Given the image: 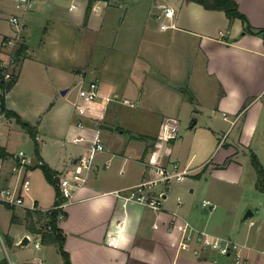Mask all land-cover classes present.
Wrapping results in <instances>:
<instances>
[{
    "label": "crops",
    "instance_id": "crops-1",
    "mask_svg": "<svg viewBox=\"0 0 264 264\" xmlns=\"http://www.w3.org/2000/svg\"><path fill=\"white\" fill-rule=\"evenodd\" d=\"M235 1L252 27L264 28V0ZM93 4L96 8L93 9L92 5L85 25L92 35L93 57L99 52L108 53L115 48L114 40L118 37L109 27L112 25L115 28L119 22V29H114L119 33L126 22V16L142 17V27L148 31L154 29V20L161 19L157 29L165 32L163 40L168 55H153V58L141 56L137 74H130L126 81L110 83L100 89L102 95L118 94L117 100L121 96L134 98L140 103V110L154 115L151 118L153 124L137 125L139 130H130L126 138H117L118 144L113 147L104 142L105 149L96 156L97 168L91 171L87 183L79 187L70 198L65 209L66 215L58 220V225L65 236L63 247L69 254L71 264H236L232 255L214 250L201 249L194 252L179 249L182 229L179 226L172 228V224L175 220L181 222L183 219L213 234L231 236L246 244L244 255L248 259L247 264H264V214L259 210V206L264 205L261 196H264V191L257 187V172L250 177L256 189L254 197L260 199L256 209L251 207V216L256 213L258 215L248 224L234 220L231 225H225L228 211L223 206L217 209V205L211 208L197 202L194 208L192 202L181 198L180 192L185 187L181 183L156 187L157 191H163L159 207L143 203L124 205L116 195L109 192L149 176L150 162L159 159L179 162L183 169L189 170L185 179L190 176L198 180L205 172H210L230 183L245 186L242 183L245 168L238 157L248 151L257 155L250 147L257 130L261 126L264 128V103L259 100L264 93L263 35L244 30L245 22L241 17L230 18L225 10L208 8L196 0H95ZM87 5L88 0H34L30 9L23 10L17 6V0H0V12L7 10L8 16L16 14L23 20L20 28L18 26L16 30L10 31L0 29V35L4 38L18 33L23 38L26 51L21 65L35 56L44 60L39 54L42 48H38V52L36 44H33L35 34L42 32V39L37 42L38 45H45L47 34L56 30V22L80 28ZM167 5L174 8L173 19L163 13V7ZM119 7L124 9V15L119 13ZM162 22H174V25L161 28ZM53 40L56 43L55 39H51V42ZM56 48L54 45V60L62 57ZM12 49L11 43L1 46L0 57H7ZM65 51L66 56L74 57L75 53L67 49ZM183 53L185 59H180L177 55ZM182 64L187 66L186 71L178 67ZM194 66L198 68L199 84L211 82L212 86L211 103H201L196 94L202 107L195 111L191 106L195 97H190L183 86V82L188 81L193 87ZM20 74L17 71V79L7 97V107L23 116L16 109L17 99L11 94L19 85ZM52 96L46 93L44 107L52 105ZM132 101L135 105V101ZM114 103L111 100L106 104H94L90 114L84 117L91 132L97 131L100 134L106 126L109 113L115 110ZM182 110L194 115L189 125L190 136L179 137L177 134L170 140L159 137L162 122L170 118L177 121V114ZM206 111L202 126L208 132H200L199 115H206ZM114 114L117 115L116 110ZM12 118L15 117L1 114L0 124L11 125ZM226 125L234 130L232 138L224 142L217 139L218 136L213 138L212 134L224 130ZM67 130L71 136L83 129L77 124H70ZM38 132L37 129L36 134L39 136ZM121 132H124L123 129ZM52 145L55 147L52 146V150L46 154L38 145V151L35 147V157L21 165L17 155L21 149H10L7 137H2L0 131V146L8 151L6 155H0V185H15L22 174H34L37 167L42 169L44 176V183L40 179L36 185L35 177L30 175L32 185L30 192L25 194V203L15 205L0 200V264H10L11 261L24 264L26 261L39 260L43 264H65L59 243L32 229L40 213L29 206L35 202L39 207H49L57 197L55 184L47 178L43 166L36 165V158H42L55 172H68L84 145L76 143L79 152L66 147L62 149L56 143ZM188 186L191 191L194 190L191 184ZM246 208L247 205L241 213ZM242 219L247 218L243 216ZM108 231L118 235L119 245L106 243ZM29 234L40 237L41 247H31L30 241L27 244L21 243ZM42 247H45L44 250ZM51 249L59 253L60 263L48 257L47 253Z\"/></svg>",
    "mask_w": 264,
    "mask_h": 264
},
{
    "label": "rangeland",
    "instance_id": "rangeland-1",
    "mask_svg": "<svg viewBox=\"0 0 264 264\" xmlns=\"http://www.w3.org/2000/svg\"><path fill=\"white\" fill-rule=\"evenodd\" d=\"M118 10L120 14L124 15L123 8L119 7ZM88 14L89 13H86L80 28L76 26H65L56 22V30L47 34L48 40L45 45H38L39 43L37 42V40L42 39V32L35 34L33 44H36L37 51L38 48H42L41 50L39 49L40 52H38L44 57V60L35 56L34 59H28L24 65H21L22 61L20 59H22V57H19L13 65L14 72H16V74L17 71L19 74L21 73L19 85L11 91V94L17 99L15 104L16 109L23 114L22 116L19 113L24 119L31 123L33 131L38 129L39 139L37 141V138H35L14 115L15 118H12L10 121L11 125L5 126L0 124V131L2 137H7L10 149L16 151L22 149L30 159L35 157L37 142L40 148H43L44 154H46L47 151H51L52 146L55 147V145H52L54 143L61 145L62 149L66 147L73 152H79L80 149L78 145L71 141V139H67V137H70L67 128L70 124H76L78 119L82 117L76 111L79 90L82 86L87 85L91 80L96 78L99 81L100 89L102 86L110 85V83H121L122 81H126L130 74L135 75L138 73V62L141 60V56H151L153 58V55L156 57H167L168 55L167 45L163 40L165 32L157 29L161 19H153L154 21L152 24L154 29L148 31L142 27V17L126 16V22L123 27L120 28L121 31H119V33L115 32L116 28L119 29V22H117V25H113L115 28H113L112 25L109 27L113 30V34L118 37L116 41L114 40L115 48L108 51V53L104 52L105 55L99 52L96 57H93L92 35L89 29L85 27L88 23ZM8 15L9 12L7 10L5 12H0V29L2 31L16 30L18 28V25L9 20L10 16ZM100 37H103V33L100 34ZM51 39H55L56 43H54V40L51 42ZM22 40V37H17L15 50ZM2 41L3 37L0 35V47L3 46ZM54 45L55 48L60 46V49L56 48L62 55L60 59L54 60L55 58L52 54ZM116 46L120 48L117 49ZM65 49L75 53L74 57L66 56ZM177 56L180 59H185L184 53L178 54ZM178 67L186 71L185 68L187 66L182 64L181 66L178 65ZM197 69V66H194L192 76L193 87L191 84L189 85L188 81L183 82V86L190 97H195L197 94L198 99L202 101L201 103L207 105L211 103L212 100L210 93L212 88L211 82L200 85L197 80ZM61 82H63V84H60ZM67 87H69L67 92L63 94L62 90ZM192 88L194 89L192 90ZM46 93L53 95L51 101L54 102L52 105L48 104L44 107L47 98ZM123 99L124 96H121L119 100H113L115 101L113 105L116 106L115 110L117 111V115L114 114L115 110L113 109L114 111L109 113V117L105 122L106 126L100 131L103 141L108 142L111 147L118 144L117 138L128 137L130 130H139L137 125L141 127L147 124H153L151 118L154 115L140 110L141 106L138 101L131 98L136 103L135 105H131L123 102ZM259 100L264 103V93L259 97ZM201 103L195 97L191 105L192 110L195 111L202 107ZM205 114L206 115H199L201 126L198 131L200 132L207 131L202 126L204 125L203 118L207 116V111ZM177 117L179 118L177 120L179 128L177 134L179 137L184 135L188 138L191 133V131H189V125L194 119V115L191 116L189 112L182 110L181 113L177 114ZM227 125L224 130L212 134L213 138H217L216 136H218L217 139H220L222 142H224L225 139L230 140L234 130ZM121 129H123L124 132H121ZM250 149L257 154L256 156L264 168V128L262 126L257 130ZM252 156V153L248 151L246 154L241 153L238 157L245 168L242 176V183L245 184L244 187L230 183L223 177H218L210 172H205L198 180H194L189 176L183 181L174 180L171 183L173 186L178 183L185 184L183 191L180 192V196L183 200L188 199L192 202L194 208L196 203L199 202L201 204L204 198H209L216 203L217 209H220L222 206L226 207L228 211L226 214L228 221L225 222V225H231L234 220L235 222L238 221L240 224L243 222L248 224L249 221L258 214L256 213L255 216H251L245 220L242 218L247 210H252L251 207L255 208L256 205H259L258 203L260 200L254 197L256 189L252 186L253 182L251 177L257 170L253 163ZM95 162H97V159H95ZM42 173V169L37 167L34 174H30L35 177L36 185L39 184L40 179L42 183H44V176ZM188 184H191L194 190L191 191ZM38 187L39 186H37V188ZM261 196L264 199L263 194ZM246 205V210L241 213ZM259 210L264 214V205L259 206ZM29 245L33 246V242L30 241ZM44 248L45 247H42V250H44ZM47 254L51 260H55L58 263L61 262V257L55 249H51Z\"/></svg>",
    "mask_w": 264,
    "mask_h": 264
},
{
    "label": "built area",
    "instance_id": "built-area-1",
    "mask_svg": "<svg viewBox=\"0 0 264 264\" xmlns=\"http://www.w3.org/2000/svg\"><path fill=\"white\" fill-rule=\"evenodd\" d=\"M34 4V0H17V6L23 10L30 9ZM70 6V8H72ZM96 5L93 4V9ZM163 13L169 19L174 18V8L171 5L163 7ZM12 23H15L19 28L23 25V20L20 16L14 14L9 17ZM174 22H162L161 28H167L173 26ZM18 33L15 36L3 38V45L11 43L13 46L12 51L7 57H0V96L6 100L9 95L11 84L14 82L15 74L13 65L16 61V42ZM118 98V94L102 95L100 92V86L98 79L91 80L87 85L82 86L79 90V99L76 105V111L82 116L77 121V126L83 129L67 139L75 143L84 145V149L79 153L74 161L73 167L68 172H53L54 184L57 189V197L55 202L49 207H39L33 202L29 207L40 213V216L35 218V222L39 226H44L49 219V215L57 210L58 220L66 215V206L72 198L74 192L81 186L87 183L91 171L97 168L95 162L96 156L100 151L105 149V143L101 135L96 132H91L90 127H87L84 121V117L90 114L93 110V106L96 103H108L111 100ZM125 103L134 105V102L130 98H124ZM5 114L3 107L0 104V115ZM88 129V131H87ZM178 125L177 121L173 118L164 120L158 132V136L165 138L166 140L173 139L177 136ZM39 136L36 134V138ZM17 155L20 158L21 165L29 163L31 159L27 157L24 150H19ZM45 161L42 158H36V165L43 166ZM151 173L149 176L144 177L139 182L118 187L109 192L116 195L124 205L128 203H143L153 207H159L163 191H157L156 187L169 185L172 181L184 180L189 170L183 169L179 162L175 160H154L150 162ZM105 165H108L105 163ZM17 168V166H15ZM32 180L28 172L20 176L19 182L15 185H0V200L10 204H23L25 203V194H28L31 190ZM202 205L215 208L216 204L209 198H204L201 202ZM158 226V224H155ZM179 226L182 229V234L178 242L179 249L192 250L199 252L201 249L214 250L220 254L232 255L236 264H247L248 259L244 255V249L246 244L239 242L231 238V236H222L211 233L205 228H198L194 226L190 221L183 219L181 222L175 220L172 224V228ZM45 229L50 230L51 225L48 224ZM29 241L33 242L35 248H39L42 245L40 237H35L32 234L27 235ZM106 243L109 245H119L120 239L112 231H108L106 234ZM14 264V262H10ZM37 264H43L41 260Z\"/></svg>",
    "mask_w": 264,
    "mask_h": 264
},
{
    "label": "trees",
    "instance_id": "trees-1",
    "mask_svg": "<svg viewBox=\"0 0 264 264\" xmlns=\"http://www.w3.org/2000/svg\"><path fill=\"white\" fill-rule=\"evenodd\" d=\"M94 1L95 0H88L86 13L90 12L92 4L94 3ZM196 1L202 3L204 6H206L208 8H219V9L225 10L230 18H235L237 16L241 17L245 22L244 30L254 32V33H260L264 37V28L255 29L254 27H252V25L249 23V21L247 20L245 15L239 10L238 3L235 0H196ZM25 51H26V45L22 42V43H20V45L16 49V57L17 58L23 57V54L25 53ZM16 79H17V74H15L14 82L11 84V87L15 83ZM0 98H1L0 104L3 107L5 114L8 116L14 115L16 117V119L27 130H29L31 132V134H33V136L36 138V131L35 130L33 131L31 123L29 121H27L26 119H24L16 111L9 109L7 107V103H6V100L3 97V95H1ZM38 150H39V148H38V142H37L36 143V151H38ZM7 153H8V151H6L3 147L0 146V155H6ZM252 159H253V163H254L256 170H257V182H256L257 187L264 191V168H263L261 162L259 161L258 157L255 154H253ZM43 169L45 171L47 178L51 182L54 183V178L52 176V173L54 172V170L52 168H50L46 163L43 165ZM48 224L51 225L50 230L45 229ZM32 227H33L32 229H34L35 231L43 234L44 236H47L48 238H50L52 240L57 241L59 243L61 253L65 259V264H71L69 254L63 247V242L65 239V236L62 232V229L58 225L57 210H54L53 213H51L49 215V219L45 223V228L42 225L41 226L37 225L36 222H35V226H32Z\"/></svg>",
    "mask_w": 264,
    "mask_h": 264
},
{
    "label": "water",
    "instance_id": "water-1",
    "mask_svg": "<svg viewBox=\"0 0 264 264\" xmlns=\"http://www.w3.org/2000/svg\"><path fill=\"white\" fill-rule=\"evenodd\" d=\"M62 92L65 93V92H66V89H63ZM193 124H194V123H193ZM193 124H192V125H193ZM252 214H253V211H252L251 209H249V210H247V212L245 213L244 218H248V217L251 216ZM28 241H29V238H28V236L26 235V236L22 239L21 243H22V244H27ZM24 264H37V262H35V261H26Z\"/></svg>",
    "mask_w": 264,
    "mask_h": 264
}]
</instances>
